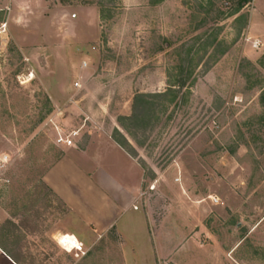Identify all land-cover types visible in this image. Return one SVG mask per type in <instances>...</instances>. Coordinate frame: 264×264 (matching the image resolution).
Returning <instances> with one entry per match:
<instances>
[{
	"label": "rangeland",
	"instance_id": "1",
	"mask_svg": "<svg viewBox=\"0 0 264 264\" xmlns=\"http://www.w3.org/2000/svg\"><path fill=\"white\" fill-rule=\"evenodd\" d=\"M238 1L0 0V244L16 260L264 264V46L246 35L253 0ZM189 48L187 89L131 126L135 95L165 91ZM96 133L142 166L151 224L136 246L111 229L77 257L57 243L74 220L42 178Z\"/></svg>",
	"mask_w": 264,
	"mask_h": 264
},
{
	"label": "crops",
	"instance_id": "2",
	"mask_svg": "<svg viewBox=\"0 0 264 264\" xmlns=\"http://www.w3.org/2000/svg\"><path fill=\"white\" fill-rule=\"evenodd\" d=\"M246 35L259 39L264 46V0H253ZM143 178L144 170L135 158L111 136L96 133L82 148L68 149L47 169L42 180L74 220L68 233L60 235H74L84 246L92 245L113 229L136 246L137 239L147 235L151 224L147 225L138 207ZM151 253L159 258L164 255L158 246ZM0 264L22 263L0 244Z\"/></svg>",
	"mask_w": 264,
	"mask_h": 264
},
{
	"label": "trees",
	"instance_id": "3",
	"mask_svg": "<svg viewBox=\"0 0 264 264\" xmlns=\"http://www.w3.org/2000/svg\"><path fill=\"white\" fill-rule=\"evenodd\" d=\"M249 0H240L238 1V8L244 6ZM210 40H208L207 43H202V46H210L215 41V37L213 35L210 36ZM199 39V38H198ZM166 41V39H164ZM201 47V46H200ZM199 47V48H200ZM199 48H196L194 50V54L199 52ZM161 50V49H160ZM193 48L188 49L187 57L181 58V64L179 65L178 75L176 78H174L172 81L168 82V87L163 92H157V93H137L134 97V101L132 104V113L130 116L125 117L124 119L129 121L133 127H139L141 125H147L149 124L151 120V114L154 111V109L158 108V106H161L160 103L153 101L152 99L157 98H163V97H169V101H172L173 99L178 97V94L183 92V90L187 89L189 79L191 78L193 74L192 63L194 58L190 56ZM191 55H194V54ZM199 60V58H198ZM188 63V66L185 65ZM197 66V65H196ZM124 139V138H123ZM121 147L122 144L115 140ZM125 143L129 144L126 139H124Z\"/></svg>",
	"mask_w": 264,
	"mask_h": 264
},
{
	"label": "built area",
	"instance_id": "4",
	"mask_svg": "<svg viewBox=\"0 0 264 264\" xmlns=\"http://www.w3.org/2000/svg\"><path fill=\"white\" fill-rule=\"evenodd\" d=\"M252 46L253 47H257L258 46V40L255 39L252 41ZM85 62L83 63V65L85 66ZM75 86H79V83L78 82H75ZM78 133H79V130H71L69 132H67L66 134L64 133H60V132H57V136L55 138V142L57 145H63V146H73L75 144V139L76 137L78 136ZM154 188V185L151 184L149 186V190H152ZM63 236H66V234H64ZM74 235H72L73 237ZM75 237V236H74ZM77 240V239H76ZM57 243L59 246H61L62 248H64V241H60L59 239H57ZM77 246L75 249H73L72 251L75 252V255L76 256H83L85 255V250L83 249V244L82 242L78 241L77 240Z\"/></svg>",
	"mask_w": 264,
	"mask_h": 264
},
{
	"label": "bare ground",
	"instance_id": "5",
	"mask_svg": "<svg viewBox=\"0 0 264 264\" xmlns=\"http://www.w3.org/2000/svg\"><path fill=\"white\" fill-rule=\"evenodd\" d=\"M64 235V234H63ZM60 235L59 237H57V239H59L60 241H64L63 245H64V250L69 252L72 251L73 249L76 248L77 244V240L76 238L71 234H66V236Z\"/></svg>",
	"mask_w": 264,
	"mask_h": 264
}]
</instances>
